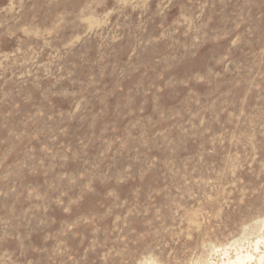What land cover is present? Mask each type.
I'll return each mask as SVG.
<instances>
[{
  "label": "rangeland",
  "instance_id": "rangeland-1",
  "mask_svg": "<svg viewBox=\"0 0 264 264\" xmlns=\"http://www.w3.org/2000/svg\"><path fill=\"white\" fill-rule=\"evenodd\" d=\"M259 237L264 0H0V264H220Z\"/></svg>",
  "mask_w": 264,
  "mask_h": 264
},
{
  "label": "bare ground",
  "instance_id": "bare-ground-1",
  "mask_svg": "<svg viewBox=\"0 0 264 264\" xmlns=\"http://www.w3.org/2000/svg\"><path fill=\"white\" fill-rule=\"evenodd\" d=\"M260 243H263V245H264V237H259L252 244L253 250L256 252V254H254L253 251L249 252L247 250L245 252H242V251H244V249L242 251H238V248H237V249H234L235 253L232 256V255H229L225 251L224 252L225 257L224 258L222 257L223 260H221V263L220 262L219 263L220 264H252V263H258L259 264L264 259V251H260V250L258 251ZM250 250H252V248Z\"/></svg>",
  "mask_w": 264,
  "mask_h": 264
}]
</instances>
